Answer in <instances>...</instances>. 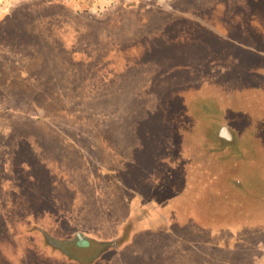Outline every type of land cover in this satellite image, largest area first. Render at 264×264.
<instances>
[{"label": "rangeland", "instance_id": "obj_1", "mask_svg": "<svg viewBox=\"0 0 264 264\" xmlns=\"http://www.w3.org/2000/svg\"><path fill=\"white\" fill-rule=\"evenodd\" d=\"M0 10L41 28L0 39V264H264V0Z\"/></svg>", "mask_w": 264, "mask_h": 264}, {"label": "trees", "instance_id": "obj_2", "mask_svg": "<svg viewBox=\"0 0 264 264\" xmlns=\"http://www.w3.org/2000/svg\"><path fill=\"white\" fill-rule=\"evenodd\" d=\"M223 7V6H222ZM224 10H223V8H222V10H221V13L223 12ZM19 21V20H18ZM36 21H38V19L36 20ZM208 22H206V23H204V22H194L193 23V26L194 27H197V29L200 31L201 29H199L201 26H202V28H204V29H206V32H207V30L208 31H211V30H214V31H212V33H218L219 34V32H221L220 30H218V29H216V27H219L220 28V26H219V23L217 22V21H219V19L218 18H216V20H214V21H212V20H210V22L211 23H209V20H207ZM19 22H21L20 24H19V26H17L16 24H13V23H11V22H9L8 21V19L7 18H5V19H3V21H1L0 22V24H1V26H2V24H3V26L5 25V28H1L0 27V34H1V37H0V39H2V37H3V35H4V32H5V34H7L8 36H9V38L7 39V40H9V42L12 44V43H14V42H16V41H18V39L19 38H21L22 36H20V34L22 33V35H23V33H25V34H37L38 32H37V30H39V24H37V23H35V20H31V21H27V20H20ZM213 23V24H212ZM7 25V26H6ZM211 25H213V27L211 26ZM11 26V27H10ZM228 28V27H227ZM222 29V28H221ZM40 30H41V28H40ZM229 30V29H228ZM202 31V30H201ZM227 31V30H226ZM226 31H223L224 33L226 32ZM222 33V32H221ZM227 34H228V31H227ZM38 35V34H37ZM229 35V34H228ZM7 36V37H8ZM20 36V37H19ZM219 38H223L220 34L219 35H217ZM19 37V38H18ZM6 38V37H5ZM3 40H5L4 38H3ZM145 42H147V51H146V49H144V51H146V52H150V54H148V55H151V52H153L154 50H156L157 48H154L153 49V45L154 44H150V42L148 41V40H145ZM152 43V42H151ZM51 43L50 42H48L47 44H45V46H49ZM141 44V43H140ZM61 45V44H60ZM155 46V45H154ZM44 47V46H43ZM141 47H144L143 45H139V43H131V44H128V45H126L125 47L123 46V50H126L127 49V51L129 52V50H131L132 49V55H134V54H136V51L137 50H139V49H141ZM145 47V48H146ZM157 47V46H156ZM61 48L64 50V51H68V52H70V57L72 58V61H76V59H78V57H79V55H81L82 54V51H80V50H78V49H76V47H74L73 49H72V51H70V50H67V47H66V45L65 44H62L61 45ZM143 49V48H142ZM75 50V51H74ZM125 52V51H124ZM130 53V52H129ZM86 54H88V53H86ZM135 56V55H134ZM213 62V61H212ZM197 100H195L194 102L195 103H197L198 104V106H196V111H198V114L203 110V107L205 108V107H208L207 105H203L202 106V99L200 100V99H198V98H196ZM189 101V100H188ZM187 101V102H188ZM192 105V104H191ZM195 105V104H194ZM180 107H183V102H182V104H180L179 105ZM187 106H188V104H187ZM179 111H181V108H179L178 107V113H179ZM203 116H205V114H202ZM203 121V120H202ZM251 149H253V150H255L254 148H250V150ZM256 151V150H255ZM252 153H254V151L253 152H251V155H252ZM178 155V154H177ZM181 155V154H180ZM249 156V155H248ZM248 160H249V163H248V166H247V168H250V167H255V169L253 168V169H251V171L250 172H248V174H247V177H246V180H249L248 181V183L247 184H249L250 185V189H249V191H244L243 189H244V186H245V184L244 185H240V187L242 188V190L244 191V193H246L247 192V194L248 195H254L255 197H256V199H257V202L258 203H260V205L262 206V204H264V177H263V170H261V168H259L258 166H256V165H251V160L248 158ZM24 163V162H23ZM243 164H245V163H242V165L240 166V167H238V169L240 170L241 168H243ZM25 165V164H24ZM246 165H247V163H246ZM186 169V168H185ZM188 170H190V168H187V171ZM255 170V171H254ZM188 175H190V174H188ZM239 175V174H238ZM240 176V175H239ZM239 179H241L240 177H239ZM242 180V179H241ZM210 187V186H209ZM213 187H215V184L213 183V186H212V189H214ZM239 189V188H238ZM1 190L2 191H4V192H8V190H5L4 188H2L1 187ZM196 191H197V189H195ZM49 193V192H48ZM190 195H191V192H190ZM189 195V197H188V201H187V206H189L192 202H191V200H192V195L190 196ZM247 195V196H248ZM47 197V194H46V196H45V198ZM44 198V199H45ZM257 203V204H258ZM243 204V203H242ZM241 204V205H242ZM186 205V204H185ZM239 206V208H241V209H239V210H241V212H240V214L241 215H243V216H245V217H247V216H249L248 214H247V211L249 212L250 211V213H251V210H253L254 212H255V215H256V217H260V216H262L263 218H264V210H263V215H262V213L260 212L261 210H258V208L256 207V204L254 205V204H252V205H247V206H244V205H242V206ZM264 208V207H263ZM1 228V227H0ZM3 231L4 230H0V232L1 233H3ZM1 236H2V234H0V239H1ZM5 238H7V239H9L10 237L9 236H5ZM2 243H4V244H6L5 242H3V240H2ZM0 244V255H3V253L5 254V249H4V246H3V244ZM7 244H9V242H7ZM9 247V246H8ZM8 249H10V248H8ZM16 255V254H15ZM8 259V258H7ZM9 262L8 263H10V259L8 260Z\"/></svg>", "mask_w": 264, "mask_h": 264}, {"label": "clouds", "instance_id": "obj_3", "mask_svg": "<svg viewBox=\"0 0 264 264\" xmlns=\"http://www.w3.org/2000/svg\"><path fill=\"white\" fill-rule=\"evenodd\" d=\"M13 2L16 4H20L22 2V0H13ZM161 2H162V0H161ZM0 19H3V11L2 10H0Z\"/></svg>", "mask_w": 264, "mask_h": 264}, {"label": "crops", "instance_id": "obj_4", "mask_svg": "<svg viewBox=\"0 0 264 264\" xmlns=\"http://www.w3.org/2000/svg\"><path fill=\"white\" fill-rule=\"evenodd\" d=\"M263 173V172H262Z\"/></svg>", "mask_w": 264, "mask_h": 264}]
</instances>
